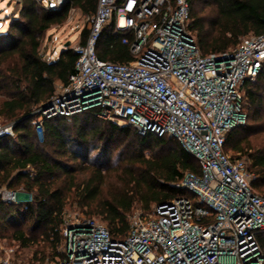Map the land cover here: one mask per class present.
Here are the masks:
<instances>
[{
  "label": "built area",
  "instance_id": "built-area-1",
  "mask_svg": "<svg viewBox=\"0 0 264 264\" xmlns=\"http://www.w3.org/2000/svg\"><path fill=\"white\" fill-rule=\"evenodd\" d=\"M114 18L133 55L127 62L104 60L96 49ZM84 19L88 34L71 46L74 72L36 110L39 136L44 118L92 111L143 136L176 138L201 172L187 171L179 182L191 196L131 214L122 238L96 218L67 211L58 264H264V195L253 185L257 176L247 159L225 149L229 131L247 120V85L264 63V32L203 54L189 0H99ZM8 136H15L14 123H0V141ZM0 200L19 202L6 187Z\"/></svg>",
  "mask_w": 264,
  "mask_h": 264
},
{
  "label": "trees",
  "instance_id": "trees-1",
  "mask_svg": "<svg viewBox=\"0 0 264 264\" xmlns=\"http://www.w3.org/2000/svg\"><path fill=\"white\" fill-rule=\"evenodd\" d=\"M189 1L192 28L203 54L233 49L243 37L264 32V0H208L215 6L213 18L200 15L197 6L203 0ZM98 2L65 0L46 5L43 0H20L17 16L0 33V89L7 93L0 115L14 123L15 132L0 141V188L16 191L19 198L13 203L0 200V231L12 230L22 246L43 241L54 250L53 264L64 256L60 247L68 206L85 209L89 218L101 217L112 236L122 238L128 234L129 216L136 206L147 212L172 198L191 196L179 182L187 171L201 172L199 160L176 138L143 136L132 126L101 119L92 111L44 118L39 136L36 110L49 101L57 82L67 83L77 60L71 46L55 59L44 58V36L74 12L94 14ZM82 33L84 42L88 28ZM125 35L115 32L114 18L97 43L99 56L131 60ZM243 109L247 120L229 131L225 149L238 153L233 157L247 156L257 176L253 185L264 195V142L252 140L264 132V63L247 85ZM46 259L44 254L40 264Z\"/></svg>",
  "mask_w": 264,
  "mask_h": 264
},
{
  "label": "rangeland",
  "instance_id": "rangeland-1",
  "mask_svg": "<svg viewBox=\"0 0 264 264\" xmlns=\"http://www.w3.org/2000/svg\"><path fill=\"white\" fill-rule=\"evenodd\" d=\"M20 0H0V33L5 32L11 22L13 17H16L15 14L18 9V2ZM47 5L49 1L55 2L56 0H43ZM198 11L201 16H206L208 18H213L215 16V6L208 0L201 1L197 6ZM89 28L88 22L85 21L84 16L79 13H73L66 23L63 25L53 26L50 28L42 41L41 53L45 58H56L60 52L66 48L65 45L67 42L71 41V46L78 42L83 36V30ZM124 33V32H123ZM6 90L0 89V105L6 99ZM0 123L6 124L10 123L8 119L0 115ZM254 144H259L264 142V132L255 135L252 137ZM231 156L238 155L231 150L228 151ZM118 151L115 152L114 158L118 156ZM243 157L247 159V156ZM248 166L250 161L247 159ZM68 212L72 214H77L79 216L87 217L88 215L85 212V209L80 208L76 204L73 206H68ZM153 211L144 212L141 207L136 206L131 214L143 213L149 214ZM130 214V215H131ZM94 218L102 221L104 224L107 223L99 216H94ZM12 230L7 232L0 231V263H3L6 259H9L7 264H40L41 258L46 254L47 259L44 264H53L51 259L53 258L54 250L50 247H47L42 241L37 244H32L30 246H22L17 240L12 236ZM62 250V247H60Z\"/></svg>",
  "mask_w": 264,
  "mask_h": 264
},
{
  "label": "water",
  "instance_id": "water-1",
  "mask_svg": "<svg viewBox=\"0 0 264 264\" xmlns=\"http://www.w3.org/2000/svg\"><path fill=\"white\" fill-rule=\"evenodd\" d=\"M263 23H264V19H263ZM69 46H71V41L67 42L66 45H65L66 48L69 47Z\"/></svg>",
  "mask_w": 264,
  "mask_h": 264
},
{
  "label": "crops",
  "instance_id": "crops-1",
  "mask_svg": "<svg viewBox=\"0 0 264 264\" xmlns=\"http://www.w3.org/2000/svg\"><path fill=\"white\" fill-rule=\"evenodd\" d=\"M76 13H77V14H79L80 12H79V11H77Z\"/></svg>",
  "mask_w": 264,
  "mask_h": 264
}]
</instances>
